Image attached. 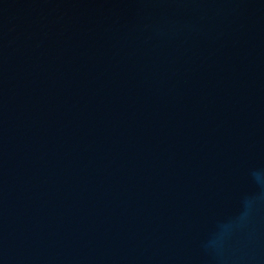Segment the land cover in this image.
Instances as JSON below:
<instances>
[{
    "label": "water",
    "instance_id": "95a60500",
    "mask_svg": "<svg viewBox=\"0 0 264 264\" xmlns=\"http://www.w3.org/2000/svg\"><path fill=\"white\" fill-rule=\"evenodd\" d=\"M0 264H264V0H0Z\"/></svg>",
    "mask_w": 264,
    "mask_h": 264
}]
</instances>
